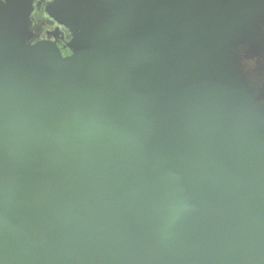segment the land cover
Returning <instances> with one entry per match:
<instances>
[{
    "label": "water",
    "instance_id": "water-1",
    "mask_svg": "<svg viewBox=\"0 0 264 264\" xmlns=\"http://www.w3.org/2000/svg\"><path fill=\"white\" fill-rule=\"evenodd\" d=\"M0 0V264H264L254 0Z\"/></svg>",
    "mask_w": 264,
    "mask_h": 264
},
{
    "label": "flooded vegetation",
    "instance_id": "flooded-vegetation-1",
    "mask_svg": "<svg viewBox=\"0 0 264 264\" xmlns=\"http://www.w3.org/2000/svg\"><path fill=\"white\" fill-rule=\"evenodd\" d=\"M53 0H35L32 22V43L48 41L55 43L63 56L70 55L67 44L71 35L67 29L57 25L45 13V7ZM259 14L256 18L250 19L245 31L236 42L234 54L237 52L238 73L241 80L251 87L264 90V0H254Z\"/></svg>",
    "mask_w": 264,
    "mask_h": 264
}]
</instances>
